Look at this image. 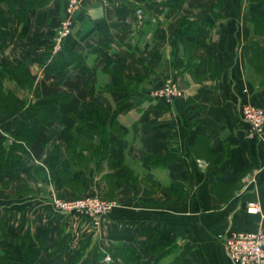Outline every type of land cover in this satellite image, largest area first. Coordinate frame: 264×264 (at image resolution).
<instances>
[{
  "label": "crops",
  "instance_id": "obj_1",
  "mask_svg": "<svg viewBox=\"0 0 264 264\" xmlns=\"http://www.w3.org/2000/svg\"><path fill=\"white\" fill-rule=\"evenodd\" d=\"M34 2L22 35L19 15L0 1V65L25 61L35 80L7 83L22 104L0 112V144L21 141L51 68L49 83L90 80L82 106L91 121L88 104L108 112L109 146L104 157L102 137L80 121L63 132L51 104L54 117L39 126L48 139L42 156L22 149L21 165L0 168V252L24 264L22 236L43 247L37 264H104L106 255L112 264H234L220 234L264 229V135L249 138L242 119L245 104L264 109V0H81L62 49L67 0ZM182 20L197 22L184 38ZM167 78L181 96L153 94ZM119 152L137 179L115 190L117 205L99 226L54 206L56 197L108 194L109 158ZM50 154L59 157L53 167ZM250 201L261 211L249 212Z\"/></svg>",
  "mask_w": 264,
  "mask_h": 264
},
{
  "label": "trees",
  "instance_id": "obj_2",
  "mask_svg": "<svg viewBox=\"0 0 264 264\" xmlns=\"http://www.w3.org/2000/svg\"><path fill=\"white\" fill-rule=\"evenodd\" d=\"M6 1H8L15 13L19 15L20 21L23 23L21 34L27 35L30 29L31 18L37 10L38 3H35V0ZM17 5L19 6L18 11L16 10ZM3 17L4 16L0 14V25H2L4 22ZM180 25V37L184 38V35L188 31L193 32V30L196 29L197 22L182 20ZM49 57L50 54L48 53L43 55L42 59L46 60ZM189 57L192 60V55ZM51 70V68H47L41 79L38 81V87L42 92V97L32 105V116L24 130L16 135L17 139L21 141L14 142L9 146L4 142L0 144L1 169H12L13 167L21 165L22 157L18 154V151H21L22 149L31 151L37 158L42 156L48 139L45 135L39 132V126L54 117L53 111L49 108V106L53 103L59 105L61 109L62 116L60 120L64 125L63 132H71L76 122L80 121L84 124L82 125L83 129L90 130L102 137L103 147L105 150L103 154L107 153L109 144L107 143V138L105 136L108 133L106 126L108 112L95 104H88L89 108L91 109V114L94 116V120L91 121L87 109L83 108L82 106L88 97V91L91 85L90 80L81 76L80 74H76L73 77H67L64 83L59 86L49 83L51 78L56 77V73ZM10 81L15 82L21 87L27 88L31 87L35 80L29 76L25 61L21 62L18 66H12L9 64L0 65L1 113H15L20 109V104H22L20 99L7 84ZM123 83L124 82H121L119 86H123ZM22 140L28 141L27 145L29 148H26V146L23 145ZM174 155V153H171L170 157H173ZM104 157H106V154ZM44 161L47 165H49V167H53L59 161V157L56 154H50L44 159ZM109 161L113 168V170L105 176L109 185V192L108 194H100L107 199H111V195L120 186L124 185L125 183H133L137 179L134 171L125 164L124 154L122 152H119V154L116 156L109 158ZM72 163V159L64 160L62 163L64 171L62 172L68 173ZM170 189L174 190V187L171 186ZM71 198L80 197L74 196ZM143 201L150 200H147L144 197ZM19 240L25 254L24 264H37V261L43 252V247H29L28 240L22 236H19ZM0 264H11L9 258L1 252Z\"/></svg>",
  "mask_w": 264,
  "mask_h": 264
},
{
  "label": "built area",
  "instance_id": "obj_3",
  "mask_svg": "<svg viewBox=\"0 0 264 264\" xmlns=\"http://www.w3.org/2000/svg\"><path fill=\"white\" fill-rule=\"evenodd\" d=\"M81 6V0H67L65 16L58 31V49H62V41L71 35L76 12ZM142 12L141 9L138 10ZM157 97L173 99L181 96L179 86L172 78H167L163 84L154 88ZM242 119L249 126L248 137L256 138L264 135V109L252 104L242 108ZM54 206L61 211L80 213L88 217L95 226H99L103 217L117 205L115 200H109L100 194L80 198H60L53 200ZM248 211L258 213L261 206L258 202H248ZM224 240L227 252L234 264H264V229L254 231H236L220 234ZM104 264H112L113 257L106 255Z\"/></svg>",
  "mask_w": 264,
  "mask_h": 264
},
{
  "label": "rangeland",
  "instance_id": "obj_4",
  "mask_svg": "<svg viewBox=\"0 0 264 264\" xmlns=\"http://www.w3.org/2000/svg\"><path fill=\"white\" fill-rule=\"evenodd\" d=\"M109 200H111V199H109Z\"/></svg>",
  "mask_w": 264,
  "mask_h": 264
}]
</instances>
